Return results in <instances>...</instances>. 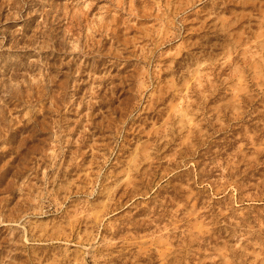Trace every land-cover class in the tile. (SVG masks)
<instances>
[{"label": "rangeland", "instance_id": "obj_1", "mask_svg": "<svg viewBox=\"0 0 264 264\" xmlns=\"http://www.w3.org/2000/svg\"><path fill=\"white\" fill-rule=\"evenodd\" d=\"M0 264H264V0H0Z\"/></svg>", "mask_w": 264, "mask_h": 264}]
</instances>
